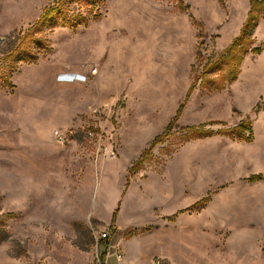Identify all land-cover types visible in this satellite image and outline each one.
Instances as JSON below:
<instances>
[{
	"label": "rangeland",
	"instance_id": "374dc122",
	"mask_svg": "<svg viewBox=\"0 0 264 264\" xmlns=\"http://www.w3.org/2000/svg\"><path fill=\"white\" fill-rule=\"evenodd\" d=\"M251 1L72 0L23 45L32 60L10 61L56 0H0V246L31 264H92L125 170L203 66L221 59ZM81 17L87 22L61 25ZM252 39L250 49L262 51L249 50L236 78L227 55L222 69L199 78L178 126L129 173L123 215L146 219L120 234L146 257L264 264V9ZM244 120L250 142L233 132ZM207 121L211 135L189 138L184 127ZM209 191L205 204L178 212Z\"/></svg>",
	"mask_w": 264,
	"mask_h": 264
},
{
	"label": "trees",
	"instance_id": "16d2710c",
	"mask_svg": "<svg viewBox=\"0 0 264 264\" xmlns=\"http://www.w3.org/2000/svg\"><path fill=\"white\" fill-rule=\"evenodd\" d=\"M72 0H56V3L54 5H49L46 6L43 11L41 12L40 16L38 19L34 22V24L22 35L19 37V43L16 47H14L10 53L7 55V58L11 60H15L18 58L25 59V60H32L30 59L29 55L26 54V50L23 49V45L28 41V39L32 38L35 36V34L41 30L45 25L50 24V23H57L60 18L63 15L64 8L69 4ZM88 2H93L94 0H87ZM264 0H252L250 4V8L247 14V17L240 29V32L237 36L234 37L232 42L225 48L223 54L221 55V59L215 60V61H209L203 66L202 72L199 76H197L194 80V82L190 85L187 94L185 96V99L180 103L176 114L172 117L166 128L158 134L157 136L154 137V139L150 142L149 146L146 147L138 159H136L132 165L129 168L128 176H127V181L126 184L129 185L130 183V172L132 170H138L140 167L146 162L150 155L152 149L158 144L164 142L169 135L172 133V129L174 127L178 126V120L179 117L181 116L186 103L189 99V96L191 92L194 90L196 83L198 82L199 78H204L208 74L212 72H217L222 67L224 66L225 59H222L225 55L228 56V59L230 60L229 63L232 66H235V73L233 78L237 77V73L239 71V67L244 60L245 55L249 52V50L255 52V53H260L262 51V47H257V48H251L250 46L253 43L252 39V33L259 21V19L262 16V11L264 9ZM75 19L69 20V19H63L62 24L63 26H68V25H74V24H80L81 22H87L86 18L81 17L78 21H74ZM76 22V23H74ZM204 81V79H203ZM202 81V83H203ZM7 82L13 86V83L7 79ZM204 87H209V85L206 83V81L203 83ZM213 121H207L203 122L198 125H192L189 127H184L185 129L188 130L187 134L189 135V138H203L206 136H209L213 133V131L206 130V124L210 123ZM245 131L249 132V135L246 136L244 135ZM233 132L237 133V137L239 140H244L250 142L253 138V128L251 125V122L249 120H244L241 121L240 124L233 130ZM232 132V133H233ZM260 178L259 175L253 174L249 177L250 181H255ZM212 192L209 191L206 196L202 197L195 203H193L190 207L186 209L180 210V212H184L187 210H192L196 209L199 206L205 204L207 201L211 199ZM118 213V208L114 211L113 213V223L116 220ZM111 228H114V225L111 226Z\"/></svg>",
	"mask_w": 264,
	"mask_h": 264
},
{
	"label": "crops",
	"instance_id": "0c3cea01",
	"mask_svg": "<svg viewBox=\"0 0 264 264\" xmlns=\"http://www.w3.org/2000/svg\"><path fill=\"white\" fill-rule=\"evenodd\" d=\"M179 105H178V107H179ZM178 107H177V109H178ZM177 109H176V111H177ZM175 114H176V112H175ZM170 120H169V122H170ZM168 123H167V125H168ZM158 134H160V133H158ZM158 134H156L155 136H157ZM154 137H153V139H154ZM143 139L146 140V139H148V137H145ZM145 148H143V150ZM132 163H131V165H132ZM129 168L127 167V170H125V173H124V177H125L124 189L121 191V195H120V197H122V200L120 201V197L115 198V204L112 207V217H111V220L107 222L108 226H106V227H110L111 228V226L114 225V228H111V234H112L113 242L121 248V250L123 251L124 256L121 259H117L115 256H112L111 261L114 264H150V263L153 264L154 258H155V257H153L154 253L151 254V255H148L146 257V254L144 252V249H145L144 246L140 247V249H138V245H137V243H135L133 238H130V240L128 242V237L126 238L125 236L120 234L124 229H126V228L128 229V222H129V224H134V225L137 226V224L139 222H142V221H144L146 219L145 218L143 220L138 221L137 219L134 220L133 218H131L130 220H128L123 215L122 202L123 201L125 202V200H127V198H129L128 196H129L130 191L132 189L131 186H130L131 181H130L129 185L126 184ZM168 196H170V194H168ZM163 197H165L164 194H163ZM138 199L140 201L139 192H138ZM168 199H170V197H168ZM128 202H130L129 199H128ZM138 205L140 206V203ZM99 206H100V204H99ZM190 206H188V207H190ZM188 207H186V208H188ZM117 208H118L117 217H116L115 222L113 223V220H112L113 219V213H114V211ZM186 208H184V209H186ZM180 210H182V209H180ZM180 210L178 212H180ZM139 212H140V210H131L130 214H137L138 218H140V216H141L140 213L141 212L140 213ZM178 212L175 215H173L174 217H172V219L176 218V215L178 214ZM61 213L63 214L62 211H61ZM62 214H61V217H62ZM126 214H128V213H126ZM134 246H136V250H133ZM162 254H163L162 258H165L171 264H176V262L173 261V259L170 256H168L166 253H162ZM0 264H31V261L26 256H21L20 254H15L14 251H12L10 247L9 248H4V247L0 246Z\"/></svg>",
	"mask_w": 264,
	"mask_h": 264
},
{
	"label": "built area",
	"instance_id": "2783aa9c",
	"mask_svg": "<svg viewBox=\"0 0 264 264\" xmlns=\"http://www.w3.org/2000/svg\"><path fill=\"white\" fill-rule=\"evenodd\" d=\"M3 38H0L2 40ZM56 136L61 140H66L67 134L64 131H55ZM96 255L93 264H114L111 261L112 256L117 259L123 258L124 254L121 248L113 242L111 228L105 227L95 234ZM153 264H166L162 257H155Z\"/></svg>",
	"mask_w": 264,
	"mask_h": 264
}]
</instances>
